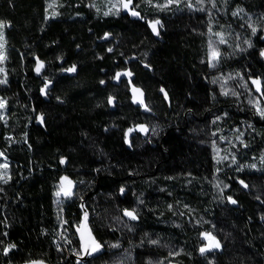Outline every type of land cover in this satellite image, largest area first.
Here are the masks:
<instances>
[{
    "label": "trees",
    "instance_id": "trees-1",
    "mask_svg": "<svg viewBox=\"0 0 264 264\" xmlns=\"http://www.w3.org/2000/svg\"><path fill=\"white\" fill-rule=\"evenodd\" d=\"M49 2L57 15H47ZM98 10L96 0H0V153L10 177L0 182V264H76L65 247L79 248L82 201L105 249L86 264H264V0ZM138 125L146 132L126 142ZM215 144L226 147L220 162ZM62 177L72 195L58 212ZM202 233L220 247L201 254Z\"/></svg>",
    "mask_w": 264,
    "mask_h": 264
},
{
    "label": "snow or ice",
    "instance_id": "snow-or-ice-1",
    "mask_svg": "<svg viewBox=\"0 0 264 264\" xmlns=\"http://www.w3.org/2000/svg\"><path fill=\"white\" fill-rule=\"evenodd\" d=\"M150 2V0H149ZM179 0H168V3H178ZM132 0H119V6H117V4H113L112 7L109 9V11L105 12L104 15H110V14H118L119 11L121 10V8L123 9H129V6L131 5ZM167 5H157V7H166ZM191 7V5H189ZM49 7H52V5H49ZM115 10V11H113ZM58 13L53 12L52 16L57 15ZM236 14V13H234ZM131 15L133 16H138L139 13L131 10ZM48 17H46L47 19ZM149 26L152 28L153 33L155 34H159L158 32V27L160 26L162 27L163 25L161 24V22L159 20H155V21H150L149 22ZM6 25L4 22L0 21V63H2L7 57L5 56L4 53V47H5V33H4V29H5ZM249 27L252 29V33L255 34L257 29L252 26L251 24H249ZM221 36L220 39V43H225V40L223 39L221 34H217ZM108 34H105V37H107ZM247 43V41H246ZM251 46V45H249ZM211 52H210V64L212 61H215L218 58L219 53L212 48L211 44L209 45ZM109 51H111V49H109ZM261 55L264 56V51H261ZM43 67V63L40 61H37V67H36V71L39 72L40 69ZM76 70V66L73 65L71 68L65 69V71L68 72H74ZM4 69L0 68V72H3ZM121 75H131V73H117L116 74V79H119V77ZM6 83V80H0V84ZM101 83H104L103 81H101ZM252 83L256 86V90L259 92L261 91V81L259 79L253 80ZM48 87V83H45L44 88L41 89V92L44 93L45 89H47ZM139 89H133L134 93L139 92ZM161 91H163V89H161ZM222 94L227 95V91H224ZM142 95V94H141ZM166 95V94H165ZM138 98L134 95V102L137 100ZM108 102L111 104L113 102V98L109 97L108 98ZM139 102L141 104H143L142 99L139 100ZM5 106L3 101H0V108H3ZM256 107H257V112L260 114L261 117H264V108H261L259 106V101L256 102ZM0 119H3L2 116H0ZM38 120H40L41 122H43V118L41 117H37ZM141 131H146V129L144 128L143 125L139 126ZM129 131H132V129H129ZM126 136V142H127V133L125 134ZM3 153H0V156H2ZM61 163H64V160H61ZM251 167H255V165H251ZM0 169H3V171H0V182L3 183H7L8 180L10 179V177L7 175V169L8 166L7 164H3L0 165ZM65 182H67V187L65 186ZM71 181L67 180V177H62L61 178V183L58 186V190L55 193V195L57 197H59L61 194H63L64 196H70L72 195L71 190H70V185H71ZM241 183L243 184V181H241ZM244 187H247V185H244ZM124 189L121 188V192H123ZM229 200L232 203H236V201L231 200V198L229 197ZM124 215L129 217L132 220H135L137 217L135 215L134 211H129V210H125L124 211ZM264 219V218H262ZM86 220H87V213L85 212V216H84V220L82 221L80 227L77 229L78 231H80L81 233V248L83 249V251L88 254V255H92L95 252H98L101 249V245L95 241L94 238H92L91 236V232L87 230V224H86ZM85 232H87V239L85 238ZM6 235V234H5ZM202 236L209 241V243L205 244L203 247L200 248V252L201 254L205 253L206 251H209L213 248H219L220 247V243L219 241L216 240V238L214 236H212L210 233H202ZM151 243L155 244L157 243V241H151ZM118 245H113V247H117ZM15 245H8L4 248V254L7 255V253L9 252V250L11 248H14ZM33 264H42V262H33Z\"/></svg>",
    "mask_w": 264,
    "mask_h": 264
},
{
    "label": "rangeland",
    "instance_id": "rangeland-1",
    "mask_svg": "<svg viewBox=\"0 0 264 264\" xmlns=\"http://www.w3.org/2000/svg\"><path fill=\"white\" fill-rule=\"evenodd\" d=\"M113 4H117V6H119V0H96V5L99 7V12L101 13V14H104L105 12H107V11H109V9L112 7V5ZM49 5H52L53 6V3H48V5L46 6L47 7V15H49V16H52V13L53 12H55V10H54V8L53 7H49ZM121 10H123V8H121ZM113 11H115V10H113ZM4 49H5V47H4ZM211 52V51H210ZM214 62L215 61H212L211 62V68H212V70H214L215 71V69H214ZM0 68H3V66L1 65V63H0ZM135 87H132L131 88V93H132V99H133V101H134V95L138 98L136 101H135V103H138V104H141L140 102H139V100L140 99H142V101H143V95H141V91H139V92H137V93H134L133 92V89H134ZM135 89H138V88H135ZM0 101H3L4 102V100H2V97H0ZM5 104V103H4ZM5 106L3 107V108H0V116H2V117H4V115H5ZM139 126H141V125H138V126H135L134 128H132V131H134V130H139L141 133H144V132H146V131H141L140 130V127ZM145 128V127H144ZM146 129V128H145ZM132 131H127V134L129 135ZM226 149V147H223V146H218V144H215V148H214V150H215V152H216V160H217V162H220V161H222L223 160V158H224V153H223V150H225ZM4 160H6V158H5V156L4 155H2V156H0V165H3V164H5V161ZM0 171H3V169H0ZM60 185V184H59ZM58 185V186H59ZM65 186L67 187L68 185L66 184V182H65ZM57 190H58V187H57ZM57 190H56V192H57ZM70 190H72L71 188H70ZM72 192V191H71ZM68 197H70V196H64L63 194H61L59 197H55V200L53 201V202H55V205L58 207V212H62V209H63V207H62V204H64V202L65 201H63V199H67ZM62 213L60 214V218L62 217ZM206 242L208 241V240H205Z\"/></svg>",
    "mask_w": 264,
    "mask_h": 264
},
{
    "label": "water",
    "instance_id": "water-1",
    "mask_svg": "<svg viewBox=\"0 0 264 264\" xmlns=\"http://www.w3.org/2000/svg\"><path fill=\"white\" fill-rule=\"evenodd\" d=\"M79 209L81 211L80 222H79V224L77 226H75L76 227L75 228V232H76V235H77V238H78L77 240L79 241V249H80L79 252H80V255H79L78 259L76 260V264H86L89 260H91V259L99 256L100 254H102L105 249H104V246L97 239H95L96 237L94 236L93 231H92L91 226H90V214H89L88 210L86 209L85 204H84L83 201L80 203ZM85 212L87 213V220H86L87 230L91 232L92 238H94L95 241H97L102 246L101 249L98 252H95L92 255L86 254L83 251V249L81 248V233H80V231L77 230L80 227L82 221L84 220ZM85 238L87 239V232H85ZM208 243H209V241H208ZM209 251H206L203 254H206ZM33 262H42V264H50V263H48L46 261H43V260H40V259L29 260V261H25V262L18 263V264H33Z\"/></svg>",
    "mask_w": 264,
    "mask_h": 264
},
{
    "label": "built area",
    "instance_id": "built-area-1",
    "mask_svg": "<svg viewBox=\"0 0 264 264\" xmlns=\"http://www.w3.org/2000/svg\"><path fill=\"white\" fill-rule=\"evenodd\" d=\"M61 219H63V217ZM63 232H64V230H63V220H62V222H61V224L59 226V229L56 231L54 239H52V241L54 242L55 246L59 250H62V246L65 243ZM75 238H77V235L75 236ZM65 239H66V237H65ZM63 241H64V243H63ZM75 245H76L75 241H74V243L72 241H70L69 245H66V247H65V253H68V255L75 253L74 260L76 261L78 259L79 255H80V252H79L80 249L78 248V246L76 247ZM78 245H79V243H78ZM78 252H79V254H78Z\"/></svg>",
    "mask_w": 264,
    "mask_h": 264
},
{
    "label": "flooded vegetation",
    "instance_id": "flooded-vegetation-1",
    "mask_svg": "<svg viewBox=\"0 0 264 264\" xmlns=\"http://www.w3.org/2000/svg\"><path fill=\"white\" fill-rule=\"evenodd\" d=\"M142 95H143V94H142ZM137 104H138V103H137ZM205 240H206V239H205ZM206 243H208V241H207V242L205 241V244H206ZM205 244H204V245H205ZM210 251H211V250H210ZM210 251H209V252H210Z\"/></svg>",
    "mask_w": 264,
    "mask_h": 264
}]
</instances>
